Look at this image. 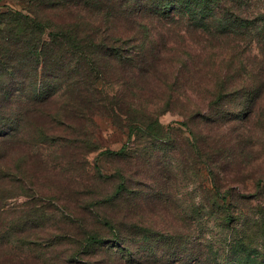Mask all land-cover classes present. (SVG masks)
Returning a JSON list of instances; mask_svg holds the SVG:
<instances>
[{"label":"trees","instance_id":"1","mask_svg":"<svg viewBox=\"0 0 264 264\" xmlns=\"http://www.w3.org/2000/svg\"><path fill=\"white\" fill-rule=\"evenodd\" d=\"M29 4L27 12L0 10V258L17 249L22 220L42 216L20 209L8 219L4 202L16 197L10 184L31 200L40 196L37 204L58 195L45 179L61 157L48 147L75 156L87 179L98 116L126 129L121 148L105 152L127 164L112 193H96L90 207L78 201V212L101 220L121 242L134 234L123 232L128 219L156 210L157 229L178 255L174 264L187 256L190 264H240L243 256V264L264 255V13L257 2ZM167 112L182 119L163 124ZM184 181L196 190L188 199L173 191ZM133 182L150 195L131 189ZM111 202L118 218L90 211ZM70 236L88 246L102 239L86 229ZM5 253L8 264H40Z\"/></svg>","mask_w":264,"mask_h":264},{"label":"rangeland","instance_id":"2","mask_svg":"<svg viewBox=\"0 0 264 264\" xmlns=\"http://www.w3.org/2000/svg\"><path fill=\"white\" fill-rule=\"evenodd\" d=\"M257 2L256 8L264 13V0H255ZM29 0H0V10H5L7 7L22 10L27 12L29 9ZM262 21V20H261ZM262 23V22H259ZM257 41V40H255ZM254 50V49H253ZM257 51V48L254 50ZM235 109L236 104L230 103L229 107ZM160 121L163 124H169L176 120H181L182 117L177 114L167 112L160 115ZM126 129H120L113 125L111 120L106 117H96V127L92 128V134L95 139L96 145L99 147L97 150L89 154V164L91 169L86 176L81 177L77 170V164L75 156L71 157L70 154L65 156L66 150L61 151L60 148H47L49 155H52L55 150L61 157L59 164L56 165L51 171L47 172L45 183L50 186H55L57 194L52 192L49 196L50 201L42 204H37L38 200H31L30 197L19 195L21 190H25L18 186V183L12 182L8 191L16 193V197L8 198L4 203L7 209V218L12 216L11 211L20 209L29 210L30 216L33 211L42 210L39 215L35 217L40 220L35 222L31 219H23L22 222L26 225L22 226L23 237L18 238L19 241L17 249L12 247L4 250V254L0 258V264H8L7 253L13 255L14 251H18L21 255L27 254L29 260L33 257L36 258L40 264H174L178 255L168 247V240L161 236L160 228L157 229L159 220L154 215L156 210L151 213H142L141 216L130 218L127 220L124 226L123 232L133 231L134 234L121 242H116L113 237V232L108 229L107 226L99 219L94 218L91 214H81L78 212L77 202L89 205L98 195H108L112 193L119 181L116 175L117 170L120 168L125 169L127 164L125 160L114 158L107 154L105 150L117 151L126 142ZM261 146H264L262 143ZM104 151V152H103ZM264 154V148L262 150ZM71 161L73 164L68 165L67 162ZM262 167L264 168V156L260 160ZM30 167L35 168V161L29 164ZM94 165L97 166L100 173H102V179L100 181H94L92 174L94 172ZM76 166V169H75ZM254 166V165H253ZM75 169V170H74ZM180 177H183L181 175ZM193 177L191 176V179ZM204 178V176H202ZM88 180V186H84L85 181ZM205 184L208 182L205 181ZM176 185V184H175ZM44 187H47L43 184ZM131 189H137L138 187L145 190L146 196L148 194V188L143 184L136 185L135 182L128 185ZM13 189V190H11ZM55 190V189H54ZM174 192H182L186 199L190 198L195 193V188L191 181L183 182L179 186L173 188ZM172 193L175 195L176 193ZM97 193V194H96ZM192 193V194H191ZM35 194V193H33ZM119 202V200H117ZM116 202V201H115ZM114 202L107 203L102 206H94L90 208V211H95L101 215H108L109 217L117 215V209L114 208ZM251 202H249V205ZM255 203V202H254ZM144 207V206H143ZM145 211L147 208H144ZM11 210V211H10ZM17 215V214H15ZM70 215V216H69ZM130 214H128L129 216ZM29 216V217H30ZM82 221H76L81 220ZM28 217V218H29ZM34 217V216H33ZM118 218V215L116 216ZM115 221L117 220L116 218ZM133 224L136 227H131ZM209 224V223H208ZM33 225L35 227L33 228ZM160 227V226H159ZM15 229L18 227H14ZM83 229L86 231H94L100 235L102 239L93 245H85L81 239L72 237L70 235L79 236ZM39 234V236H38ZM158 235V236H154ZM38 236V238H37ZM12 238L19 237L16 233L11 234ZM259 240V239H258ZM259 244L256 245L258 247ZM182 252V256L188 255L189 252ZM188 257V256H187ZM184 258L190 264V261ZM241 256L237 261L242 263L244 258ZM252 261H246L243 264H264V255H256L252 258ZM34 260V259H33ZM35 261V260H34ZM16 264H28V262H17Z\"/></svg>","mask_w":264,"mask_h":264}]
</instances>
